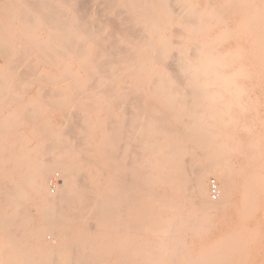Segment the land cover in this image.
<instances>
[{"label":"bare ground","instance_id":"6f19581e","mask_svg":"<svg viewBox=\"0 0 264 264\" xmlns=\"http://www.w3.org/2000/svg\"><path fill=\"white\" fill-rule=\"evenodd\" d=\"M77 1L81 3L85 0ZM122 1L124 4L117 6L114 0H106L105 6L108 3V9H122V14L125 10L129 18L126 16L127 20H124L125 14L121 20L117 15H121V12L116 11L115 19L111 22L99 19L98 23L94 18L99 26V29L96 28L100 30L98 32L95 29L93 31L94 23L89 26L86 17L82 16L85 13L81 12L84 10L87 15L90 12L94 14L98 9L93 3V6H86L88 13L82 4L79 5L78 10L81 8L82 13L77 16L79 20L61 24L52 16L58 10L53 12L56 7L51 4V0H0V58L5 62L0 66V105L8 107L17 104L21 98L15 92L20 90L19 82L22 79L34 77L48 81L49 74L42 75L40 65L48 60L57 62L59 57H65V49L75 53L82 72L95 81L91 82L92 87L103 88L99 92L104 94V107L128 98L130 92H116V87H122L121 81L127 80L125 78L142 82L150 77L162 78L158 88L162 96L159 98L166 112L174 111L186 101L183 102L184 108L178 110L179 113L175 112L170 121L164 122H168V125L163 124L164 117L161 119V116L149 115L145 117L146 122L141 123L142 98L135 95L129 99L132 102L130 111L129 108L124 114L111 115L105 119L106 126L101 127L104 140L95 146L85 143L88 138L84 137L86 126L81 127V132L68 120L70 126L64 132L68 130L69 133L64 135L59 126L49 125L48 120L36 118L39 112L36 101L18 104L16 111H21L20 124L14 125L18 119L14 113L6 116L0 124V249L1 253L6 250L10 254L7 261L0 258V264H55L58 251H73L74 264H171L172 259L166 261L168 259L165 256L174 249L168 244L182 242V239L174 230L161 231L158 228H153L148 235L144 226L147 216L165 223V213L179 211L180 206L189 209L190 225L196 224L202 214L210 218L216 213L217 220L210 224L206 232L218 228L225 238L237 241L233 261L226 253L221 254L219 251L224 247L225 242H222L207 249L202 260L194 262L186 258L185 264H253L259 260V256L262 257L261 252L252 254L255 250H248L247 253L241 242L242 237L254 227L248 225L250 219L259 221H255L257 232L264 231L263 211L257 215L259 210H264L260 206L264 203L260 195L261 187L264 186V166L257 164L261 159L260 143L245 151L239 132L246 130V126L238 117L235 120L238 132L237 159L233 161L220 156L219 151L225 145L219 140L225 133L217 130V126L224 115L230 114L231 104L216 102L223 100L225 95L221 90L211 91L210 81L212 77L227 80L230 76L222 70L230 67V63L224 61L236 58L232 53L229 57L224 53H215V46L207 41L206 46L200 44L209 39L214 20L216 25L226 26L222 34L223 37L226 34L224 38L228 39L227 34L230 37L235 34L228 26L229 22L225 18L228 13L225 14V11L243 13L244 19L241 18L237 26L244 25L255 44H259L264 38V0H207L208 8L203 11H199L196 0ZM72 4L70 9L73 10L76 3L74 6ZM59 11L61 14L58 16H61L63 12ZM100 22L104 23L103 26H110V29L116 28L121 39L115 38L114 34L111 36L113 30L105 36L97 35L96 32L100 33L104 28ZM134 22L138 24L137 27L133 26ZM175 23L183 26L184 30H173L172 25ZM72 28L83 38L76 39L69 31ZM165 31L185 35L192 46L187 48L183 41H172L162 36ZM39 32L48 35V39L40 38L42 34L39 35ZM113 38L115 40L111 42ZM106 39L111 40V44L107 43L109 46L104 47L100 43ZM217 42L219 44L220 40L215 39L214 44ZM85 43L91 44L86 47ZM171 43L182 48L179 54L167 55L174 50ZM56 44H63V48ZM90 50L94 52L91 56L88 54ZM188 57L194 62H189ZM88 58H91V62L85 63L84 60ZM72 72L70 69H60L59 76H64L61 81L65 80V76L69 79L74 75H82ZM188 74H191L188 80L192 92L187 89L189 93H184L180 91L183 81L180 85L175 81H179V78L183 80ZM202 78L208 80L202 82ZM154 80L157 81L156 78ZM107 81L114 83L108 84ZM156 81L153 84L156 85ZM55 83L58 84V80ZM72 88V98L69 97V100L80 103L81 90L75 93ZM47 89L46 94L42 92L37 96L38 99L45 101L47 95L58 91V88H54V91L50 88L52 93L50 91L51 94H47ZM95 89L91 90L94 92ZM150 89L154 93L158 91L157 88ZM54 95H51L54 99L48 106L65 107V102H58ZM188 96L193 99L192 102H187ZM202 102H208L209 107H216V111L209 112ZM114 106L117 108L116 104ZM240 108L244 109V104H240ZM186 114H189V119L185 118ZM24 122L34 124V128L24 126V130L37 136V143L32 146L28 136L17 133ZM186 134L189 136L188 142L196 151L190 163L184 160L186 154L192 152L188 148L190 145H184ZM64 136H70V139ZM6 138L8 141L13 140L8 148L2 143ZM122 141H125L124 145H121ZM16 142L20 143L19 147L15 146ZM76 151L80 152L79 155ZM104 162H109L111 176L99 180L94 173L102 169L100 165ZM56 170L61 173V183L52 195L48 178ZM211 176L215 177L219 192L216 200L210 196ZM236 192L241 196L238 201L235 199ZM113 211L119 217L123 211L125 213L124 219L115 225L111 222ZM90 213L99 221L97 226L89 223L92 217ZM116 232L120 233V237L114 239ZM47 233L54 235V239L46 238ZM151 235L156 238L154 242L150 239ZM31 241L37 243L30 245ZM37 252H44V255H39L40 263L33 261ZM263 260L259 263L264 264ZM61 264L71 263L63 261Z\"/></svg>","mask_w":264,"mask_h":264},{"label":"rangeland","instance_id":"374dc122","mask_svg":"<svg viewBox=\"0 0 264 264\" xmlns=\"http://www.w3.org/2000/svg\"><path fill=\"white\" fill-rule=\"evenodd\" d=\"M105 1L106 0H85L84 2L79 3V1H77V0H54V1L51 0V4H53L54 7H56V9H55L54 7H52L53 5L51 6L52 9L54 8L53 12L55 10H58V12H54V13L51 12V13H52V16L55 17L56 21L58 23H61V24H65V22L67 23L69 21H72L73 19L79 20V18H78L79 15L80 14L82 15V13L83 14L85 13L82 16L86 17V19L88 21L85 19L84 20L88 22L89 26H90V24L94 23L93 24L94 26L92 25L93 31H94V29L96 31H98L99 26H98L97 22L93 20L94 18H95V20L98 21V23H99V19L102 22L103 21L105 22L106 20L111 22L112 19H115V14H116L115 11L116 12L123 11L122 9L120 11H117L118 8L116 10L114 8L108 9V3H111V1H108L107 6H105V3H106ZM256 1L260 2V0H256ZM70 2H71V4L73 3L72 4L73 6L76 3L75 9L73 6H72L73 10L70 9V7H71ZM68 3L70 4V7H69ZM91 3H93L95 8H96L95 5H97V8H96V9H98V11H96L97 13L96 12L94 14H91V12L88 13L87 7H89L88 4L92 5ZM114 3H115L114 5L119 6L120 4H124V1L114 0ZM196 3H197V7H198L199 11H203V10H206L208 8L207 0H196ZM81 4L84 6V7L83 6H81V7L86 9L88 15L86 14V12H83L84 11L83 9H82L83 11L80 10L81 8L78 10L79 5H81ZM59 10H61L63 12L62 13L63 16L62 15L58 16L61 14V13L59 14V12H60ZM74 10L76 13L74 12ZM124 12H123L124 14H122V12H121V15L119 13H117L118 17H121L120 18L121 20L123 18H124V20H127V18H125V17L128 16V13H126L125 10H124ZM64 13H66V14H64ZM96 14H98V15H96ZM100 14H101V16H100ZM225 14H227V15H225L226 16L225 18H226V21L229 22L228 26H229L230 30L235 34H232L231 37L228 36L229 34H227L228 39L224 38L226 34H224V37L222 34H223V31L226 28V26L216 25V21L214 20L212 22L215 25L212 28V31L209 35V39L203 40V43L200 44V46L203 47V46H206L207 43H209V44L212 43V45L215 46L214 47L215 53H224L227 55V57H229L230 54L232 53L231 55H234L236 58L235 60L234 59H231V60L227 59L228 61H224V62H226V64L230 63V67L222 70V71H225V73L230 76V77H227V80H222V79L213 78V77L211 78V81L209 80L210 83L212 84V87L210 89L211 91H215V90L220 91L221 90L222 93H224V95H225L223 100H216V102L220 103L222 101H224V102L226 101V102H229L231 104L230 105V114L224 115L222 118V121H220L218 123L219 126H217V130L224 131V133H225V136L223 138H220V140H219V141H221V143H223V145H225L220 149L219 153H220V156L223 158H227V159L236 161V159H237L236 135L238 132H237L235 120L239 117L240 120H242L246 126V130H244V131L242 130L239 132L241 134L242 140L244 142L245 151L248 152V150L250 148H252V147H254V145H257L258 143H260L259 156L261 159H259L257 164L258 165L262 164L264 166V73H263L264 72V38L259 44H255V42L253 41V38L251 37L250 31L248 29H246L244 27V25L237 26L238 22L241 20V18L244 17L243 13L236 12V11H233V12L230 11V13H229V12L225 11ZM98 16H100V17L97 18ZM128 18H129V16H128ZM95 22H96V24H95ZM102 22H100V23L102 24ZM133 24H134L133 25L134 27H137L136 25H138L135 22ZM103 25H104V23L102 24V26ZM97 27H98V29H96ZM103 27L104 28L102 29V32L98 33L100 30L98 32H96L97 35L101 34L100 36H105L108 34V31L111 32V30H113V27L110 29V26H103ZM107 27H108V29H107ZM172 28H173V30L175 28L176 29L180 28V30H182V31L184 30L183 26L176 24V23L172 25ZM69 31L72 32L73 36L76 39L83 38L82 36H80V34H78L76 29L72 28ZM113 31L111 32V36L113 37V34H114V37L118 38L120 40L121 39L120 33L116 30V28H114ZM40 33L42 35H40ZM39 35H40V38L42 36V38L48 39V35L45 34L46 35L45 36L44 33H42V32H39ZM162 36H164V37H166L172 41H176V40L177 41H183V45L186 46L187 48H190L192 46V43L187 40L185 35H181L178 33L176 34L175 32L173 33L170 31H165ZM220 36L222 39H220ZM263 36H264V33H263ZM115 38H113L112 41L106 39V40L102 41L100 44L104 47H107L111 44V42H113V40H115ZM194 39L196 40L195 37H194ZM215 39H216V41L220 40L219 44H218V42L216 45L214 44ZM211 40H213V41H211ZM206 41H207V43H206ZM62 43L64 44L65 42H62ZM107 43H109V45ZM63 44H56V45H59V47L63 48ZM90 44L91 43H89V44L85 43V46L87 47ZM123 45H127V44L123 43ZM172 46L174 47V50H172L167 55H172L174 53L179 54L180 53L179 51H181L182 48L179 49L178 45L171 43V47ZM180 46H182V45H180ZM64 52H65L66 56L65 57H59V59H57L58 60L57 62L52 61V60H48L47 62L40 65L42 67V69H40V72L43 73L42 75H48L49 74L48 79H47L48 81H40L34 77H28V78H25L24 80L22 79L21 82H19L20 83V87H19L20 90H18L15 93H18V96L21 99H18V102H16L17 103L16 105L14 104V105L8 106V107H6L5 105H0V109H1L0 110V121H1L0 124L3 122L2 120H5L6 116H8L10 113H14V114L18 115L17 116L18 119L14 125L20 124V122H21V114H20L21 111L19 109L16 111L17 105L18 104L20 105L22 103L24 104V103L31 102V101H36L38 104V107H39V112H38L36 118H42V120H48L49 125L52 124V125L59 126L63 130V132L65 131V129H68L67 127L70 126V123H71V125L72 124L74 126L76 125L78 131H81V132H82L81 127L86 126L85 127L86 128V135H85V133L82 134V135H85L84 136L85 138L88 137L87 140L85 141V143L87 145L95 146L96 144L101 143L104 140L105 136L101 132V129H102L101 127L106 126L105 125V121H106L105 119H107V117H109L111 115L119 116L120 114H124L126 111H128L129 108H130L129 109V111H130L132 102L129 101V99L133 98V96H135V95L136 96L139 95L142 98L141 102H142L143 109L141 110L142 113L140 115L141 123L143 121L145 123L146 122L145 117L149 115V116H155V117L161 116L160 117L161 119L164 117L163 118V124L168 125V122L167 123H164V122L167 120L170 121V119H172V116L175 115V112L179 113L178 110L182 109L181 107L184 108L183 104L186 103V101H183L184 103L182 101H180L182 103L180 105H178L177 109H175L172 112H166L164 105H163V102L159 98L160 96H162L159 93V89H158V88H160L159 83L161 82L160 80H162V78L156 77V76L150 77L148 80H146V81L144 80L143 82L139 81V80L134 81V80H131V78H125L127 80H124V82L121 81L122 87H119V88L116 87V92L118 94L122 93V92H125V93L130 92V93H128V98L120 99L119 100L120 104H118L119 101H118V103L116 101V103H113V105L109 104L108 106L104 107L103 106L105 104L104 103L105 102L104 94L99 92L100 90L102 91L103 88L99 89V87H98V89H95L92 87V83L95 81H93V80L91 81V79L86 77L85 73L82 72V70L79 66L80 62L75 57V53H73V51H69V50L65 49ZM92 52L93 51L90 50L88 52V54L91 56L94 53V52L93 53ZM187 53H189V52L187 51ZM69 55H71V57ZM188 58H189L188 59L189 62H191V61L194 62V60L192 58H190V57H188ZM90 59L91 58H88V60H84V62L90 63L91 62ZM168 62H169V60H168ZM170 62H172V61L170 60ZM4 63H5L4 60L0 58V66H2V64H4ZM158 63L160 64L161 62H158ZM71 64H72V66H71ZM41 67H39V68H41ZM65 68L70 69L71 72L73 70V72H72L73 74L76 72V74L79 73V75H81V74L82 75L81 76H75L74 75V76H71L69 79H67V77L65 76V80L61 81L64 76L63 77L61 75L59 76L60 69H62L64 71ZM167 72L169 73L170 71L167 70ZM235 74H236V76H235ZM56 76L58 78H61V79L59 80L58 78H56ZM169 77H172V76H169ZM153 78L154 79L156 78L157 81L154 80ZM182 78H184V77H182ZM190 78H191V74H188L187 76H185V78L183 80L181 78H179L181 81L180 80L179 81L172 80V83H174V81H175L176 83L179 82V85H180V82L183 81L182 85L180 86V91H182L184 93L185 92L189 93V92H192V90H191L192 88L190 87V83H189L190 80H188ZM116 79H119V78H116ZM206 79L207 78H205V79L202 78V82H204L203 80H206ZM217 79H218V81H217ZM57 80H58V84L55 83V81L57 82ZM89 80H90V82H89ZM59 81H60V83H59ZM118 81L119 80H117V82ZM155 81H156V85H155V83L153 84V82H155ZM107 83L113 84L114 81H113V83H112V81H107ZM176 83H174V84H176ZM40 84L41 85L43 84L45 89H43L44 88L43 85L41 86ZM55 84H56V86H55ZM89 84H91V86ZM115 84H116V82H115ZM45 85L49 86V87L47 86V88H49V92L47 94L50 93V91H51L50 88L53 89V91H54V88H55V90H56V88H58V91H60V92L54 91V94L56 92V95H54V94H51L52 93V91H51L50 94L57 96L56 100L58 102H60V101L65 102V105H66L65 107L58 108V107H54V106H48L53 102V99H54L53 96H51V95H47V97L45 98V101L47 100L46 102L43 99H41V100L38 99L37 96L39 94H41L42 92L46 94V92L48 91V89L46 88ZM79 86H81V87H79ZM223 86H225L226 88H224ZM23 87H26V91H24L25 88L23 89ZM71 87H73L72 89L75 91V93H77V90H79V89L81 90L82 99H81L80 103L78 101L69 100L70 99L69 97L72 98V92H73L71 90ZM149 87L152 89L157 88L158 89L157 93H154V91H152ZM91 89H95L94 92ZM187 89L189 92L187 91ZM44 90H46V91L44 92ZM168 91H169V89H168ZM88 92H90V93H88ZM88 94H90V95H88ZM88 96H90V97H88ZM188 97H186V98H188ZM186 98H183V100H187ZM188 99H189V101L187 100V102L193 101V99H191L190 97ZM144 100H146V101H144ZM88 103H91L89 105L90 107L88 106ZM115 104L117 105V108H116V106H114ZM147 104H149L148 108L145 109L147 107ZM202 104H204V108L206 110H208L209 112L213 113L216 111V107H209L208 102H202ZM240 104H244V109L240 108ZM70 107H72V108L69 109ZM158 107H159V109H158ZM185 107H187V106H185ZM107 108H108V110H107ZM63 110H65L66 112L70 111V113H68V112L65 113V112H63ZM147 110H149V112H147ZM73 112H74V115L72 114ZM62 113H64V115ZM69 114H70V116L66 117ZM166 114H168V115H166ZM185 118L189 119V114H186ZM161 119H159V120H161ZM68 120L70 121V123H67ZM232 120H233V122H231ZM149 122H150V120H149ZM66 124H67V126L64 127V125H66ZM25 125L30 126L31 128H34L33 123L24 122L20 125L19 129L17 130V133L20 135H23V136L26 135V137L28 136V138H30V140H31L30 146H32L33 144L37 143L36 142L37 136L34 135L33 132L31 133L30 131L27 132V130H24ZM179 126H180V128L183 127L182 125H179ZM222 126H223V128H222ZM63 127H64V129H63ZM63 132H62V134H64V135L66 133H69L68 130H66V133L65 132L63 133ZM29 135H31V136H29ZM67 135H70V134H67ZM226 136L228 139H226ZM64 137H68L70 139V136H64ZM184 137H186L185 138L186 140H184L185 141L184 145H186V146L190 145V147L188 146V148H191L190 151H192L191 154L190 153L186 154V157H184V160L186 162L190 163L191 160L193 159V156L195 155L196 151H194L195 149H193L191 147V143L188 142V139H189L188 134H186ZM12 141L13 140L8 141L6 138V140L5 139L2 140V143L4 144L5 147L8 148L11 145ZM124 143H125V141H122L121 145H124ZM132 143L134 144V142H132ZM17 145L19 147L20 143L16 142L15 146L17 147ZM138 151H140V150L138 149ZM79 153H80L79 151H76L77 155H79ZM222 155H224V156H222ZM46 157L49 158V156H46ZM250 157H252V153H251ZM186 158H188L187 159L188 161L186 160ZM107 166H108V168L103 170V168H106ZM100 167L102 169H100V170L97 169L94 173V176H96V178L98 177L99 180L108 179L111 176V170L109 168V162H104L103 164L100 165ZM54 172L55 173H53L50 176L51 178L55 175H59V176L61 175V173L57 170ZM51 178H48V180H50ZM60 179H61V176H60ZM210 180H216V179L214 176H211ZM60 183H61V180H60ZM49 191L52 195L54 194V192L50 189V187H49ZM260 195L262 198H264V186L261 187ZM240 197H241L240 194L238 192H236L235 199L238 201L240 199ZM263 205H264V203L260 204V206L264 207ZM247 206H249V205H247ZM250 206H253V205H250ZM179 209L182 211L179 210L180 211L179 212V211L173 210V211H170L169 213H165V215L163 216L166 220L165 223H159L157 220L152 219L151 217H148V216L146 218L147 221H146V225L144 226V231L148 235H150L153 228H158V230L161 229V231H163V230L164 231L174 230L179 235V237L182 239V242L179 241L176 244L171 242L170 244H168L171 247H173L174 250L165 256V259H168L166 261H169V258H170V259H172V261H170L171 264H173V263L185 264L187 261L186 260V258H187L188 260L190 259V260H194V262H198V261L202 260V257L204 255V253H206L207 249L212 248L216 244L222 243V242H225L224 247L219 251L221 252V254L226 253L229 256V258L232 259V261H233V257L235 256L236 250H237V244H236L237 241L236 240H228L227 238H225L222 235V231L218 230V228H216L214 231L211 229L210 233L206 232L210 228V224L217 220V214L216 213L211 215L210 218L208 216L206 217V215L204 216L202 214V216H200V219H198L196 224L190 225V224H188L190 219H191L189 209L183 208V207L181 208V206L179 207ZM261 211H263L262 214H264V210H259V212H257V215H261V214H258V213H261ZM112 213H113V219H111V222H113L114 225L116 223H118L120 221V219H124V214H125L124 211L122 212L123 214L121 217H119L117 215L116 211H113ZM90 214H92V217L89 219V223L91 222L92 223L91 225L97 226L99 221L96 220V218L93 216L94 215L93 213H90ZM211 217H212V219H211ZM255 221H257V220L250 219L247 221L249 226L253 225L254 227L251 229V231L249 233L245 234L242 237L243 241L241 243H243V246L246 247L245 249H246L247 253H249V251L251 252L254 250H255V253L252 252V254H256L259 251L261 252L260 255L262 257L259 256V260H256L255 262H253V264L254 263L258 264L259 262L262 263L261 260H262V258H264V253H263L264 252V245H263L264 244V231L263 232H257L256 231L257 229H255V224H256ZM257 222H259V221H257ZM115 236H116V238H114V239L119 238L120 233L116 232V234H114V237ZM51 237H53V239H54V235H51V233H47L46 238L51 240L52 239ZM223 237H224V239H223ZM150 239L153 242L156 240V238L153 237L152 235L150 236ZM35 243H37V241L29 242L30 245L35 244ZM247 245L250 247H248ZM262 245H263V247H262V249H260V247ZM1 250L2 249H0V253H1ZM220 252L218 254H220ZM58 253L61 256H59ZM58 253H57V257L60 259L57 258L58 261H57V259H55V264H61L63 261H65V263L74 264V258L72 257L73 251H69V253H68V251L67 252L66 251H58ZM65 253H66V255H65ZM262 253H263V255H262ZM36 254H37L36 256H33V261L38 262V263L42 262L39 255H44V252H42V253L37 252ZM68 254L70 256H68ZM0 256H1L0 258L3 261H7L10 257V254L8 253V251L3 250L2 253L0 254ZM4 256H6V257H4ZM64 256H68V257L63 258ZM247 264H252V263H247Z\"/></svg>","mask_w":264,"mask_h":264},{"label":"built area","instance_id":"2783aa9c","mask_svg":"<svg viewBox=\"0 0 264 264\" xmlns=\"http://www.w3.org/2000/svg\"><path fill=\"white\" fill-rule=\"evenodd\" d=\"M59 183H60V177H59V175H55L49 181L50 189L53 192H55V190L57 189ZM209 191H210V196L212 197L213 200H216L219 197L217 183H216L215 180H210V182H209Z\"/></svg>","mask_w":264,"mask_h":264}]
</instances>
